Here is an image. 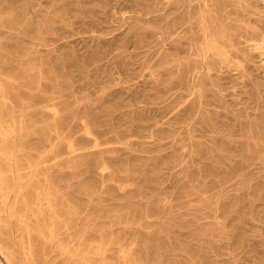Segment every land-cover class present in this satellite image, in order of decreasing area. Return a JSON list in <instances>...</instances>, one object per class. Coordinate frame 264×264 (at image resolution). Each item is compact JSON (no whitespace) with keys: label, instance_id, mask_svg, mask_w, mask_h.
I'll use <instances>...</instances> for the list:
<instances>
[{"label":"rangeland","instance_id":"obj_1","mask_svg":"<svg viewBox=\"0 0 264 264\" xmlns=\"http://www.w3.org/2000/svg\"><path fill=\"white\" fill-rule=\"evenodd\" d=\"M4 1L17 189L71 192L109 263L264 264L259 60L182 74L190 23L166 0Z\"/></svg>","mask_w":264,"mask_h":264},{"label":"bare ground","instance_id":"obj_2","mask_svg":"<svg viewBox=\"0 0 264 264\" xmlns=\"http://www.w3.org/2000/svg\"><path fill=\"white\" fill-rule=\"evenodd\" d=\"M5 2L0 0V37L8 17ZM166 2L176 4L190 23L184 21L192 33L188 50L175 49L177 55L189 54L182 74L198 75L200 64L213 68V78L221 73L246 77V65L256 59L264 69V0ZM5 52L6 43L0 39V264H107L110 244L102 229H97L99 239L92 233L71 192L17 189L24 186L19 152L28 130L8 111ZM37 177L38 171H32L24 188ZM131 257L125 254L109 264H132Z\"/></svg>","mask_w":264,"mask_h":264}]
</instances>
